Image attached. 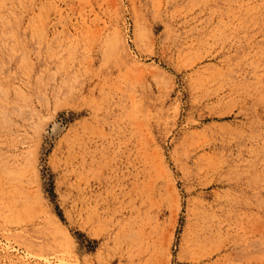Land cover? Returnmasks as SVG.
Returning <instances> with one entry per match:
<instances>
[{"label":"rangeland","instance_id":"374dc122","mask_svg":"<svg viewBox=\"0 0 264 264\" xmlns=\"http://www.w3.org/2000/svg\"><path fill=\"white\" fill-rule=\"evenodd\" d=\"M0 264H264V0H0Z\"/></svg>","mask_w":264,"mask_h":264},{"label":"bare ground","instance_id":"6f19581e","mask_svg":"<svg viewBox=\"0 0 264 264\" xmlns=\"http://www.w3.org/2000/svg\"><path fill=\"white\" fill-rule=\"evenodd\" d=\"M60 131V130H59ZM55 133V132H54Z\"/></svg>","mask_w":264,"mask_h":264}]
</instances>
